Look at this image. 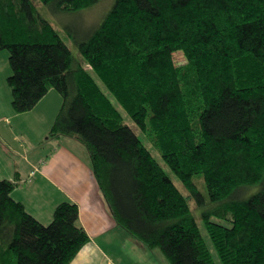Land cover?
Instances as JSON below:
<instances>
[{"label":"trees","instance_id":"16d2710c","mask_svg":"<svg viewBox=\"0 0 264 264\" xmlns=\"http://www.w3.org/2000/svg\"><path fill=\"white\" fill-rule=\"evenodd\" d=\"M38 1L80 11L103 0ZM112 1L78 41L79 60L34 0H0L14 110L56 88L62 103L49 135L87 147L117 224L172 264H216L191 205L205 202L195 174L207 186L204 224L221 263L264 264V0ZM18 183L0 176V264H70L90 240L78 204L61 201L44 224L12 195Z\"/></svg>","mask_w":264,"mask_h":264},{"label":"rangeland","instance_id":"374dc122","mask_svg":"<svg viewBox=\"0 0 264 264\" xmlns=\"http://www.w3.org/2000/svg\"><path fill=\"white\" fill-rule=\"evenodd\" d=\"M34 1L39 12L56 27L63 40L69 45L74 56L79 60L83 59L78 49V41L83 40L92 33L114 2L112 0H103L92 7L80 11H62L40 4L38 0ZM175 59L181 64L186 61L181 52L175 53ZM10 74L9 51L4 49L0 51V176L13 179L20 171L22 180H20L19 190L25 186L24 183H27L29 179L28 175L31 171L29 159L38 168H41L47 162L49 165L44 171L58 185L68 188L67 181L73 176L78 183V188H85L91 197L95 189L98 188L100 190V188L98 187L99 185L97 186L98 182L87 147L72 137L62 136L58 138L49 135L50 128L62 103L61 94L56 88L52 87L31 110L17 112L12 106V92L7 82V77ZM99 83L105 89L100 80ZM119 108L122 110L125 120L135 127L127 112L121 107ZM136 130L138 131L137 128ZM140 138L165 168L179 189L183 193L188 194L187 189L164 162L160 152L146 140V135L140 133ZM86 163L88 167H86ZM51 167H53V170H51ZM35 177L40 178L38 175ZM25 178L27 179L26 182H24ZM194 180L204 196L205 202L199 205L192 199L191 205L202 235L210 248L216 264H222L204 224L203 212L211 206L207 186L202 174H195ZM258 189V186H253L246 192L241 191L238 196L246 198L257 192ZM38 199L37 196L36 200ZM101 200L106 205V211L104 209L105 212H102L100 216L108 226V229L103 235L94 236L95 239L93 238V241L100 245H103V242L111 245L110 250L105 252L108 256L106 258L111 263L172 264L160 248L148 247L140 238L120 227L106 199ZM51 219H45L44 221L50 222ZM211 219L226 226L231 225L229 218L222 219L212 216ZM113 245H117L118 248L115 249ZM104 247L106 246L104 245Z\"/></svg>","mask_w":264,"mask_h":264},{"label":"crops","instance_id":"0c3cea01","mask_svg":"<svg viewBox=\"0 0 264 264\" xmlns=\"http://www.w3.org/2000/svg\"><path fill=\"white\" fill-rule=\"evenodd\" d=\"M29 164L31 167V171L28 175L29 179L27 183H24L25 186L22 189L18 190L21 184L20 180H22L20 171L16 177H14L19 180L18 185L12 192L14 198L22 201L26 209L44 224L50 223L44 220L51 219L53 210L58 203L64 200L74 201L79 207L77 223L86 230L90 236V240L82 247L70 264H113L106 258L107 253L105 254L106 251L110 250L111 245L105 242L102 243L103 245H100L93 241L94 236L103 235L108 229V226L100 216L102 212L106 211V205L103 204L101 200L104 198L102 193L100 194V190L96 188L93 195L90 197L89 192L85 188H78V183L73 176L67 181L69 187L63 188L44 171L49 165L47 162H45L41 168H38L31 159H29ZM86 167H88L87 163ZM51 170H53V167H51ZM58 170L60 171V169ZM36 175L40 178H36ZM26 181L27 179L25 178L24 182ZM37 196L39 198L38 200H36ZM104 245L106 247H104ZM113 246L115 249L118 248L117 245Z\"/></svg>","mask_w":264,"mask_h":264}]
</instances>
